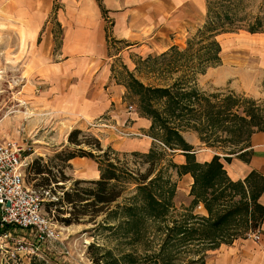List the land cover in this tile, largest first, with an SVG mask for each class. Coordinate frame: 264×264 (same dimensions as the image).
Wrapping results in <instances>:
<instances>
[{
    "label": "rangeland",
    "instance_id": "1",
    "mask_svg": "<svg viewBox=\"0 0 264 264\" xmlns=\"http://www.w3.org/2000/svg\"><path fill=\"white\" fill-rule=\"evenodd\" d=\"M79 3L80 0H0L2 133L7 139L16 140L28 148L26 156L30 166L27 170V183L41 195L44 212L55 224L61 240L49 245L50 250L44 252L41 257L24 256L21 260H11L5 252L0 251V264H110L113 260H120V264H129L123 260L124 256L129 254L138 259V264H155L157 259L164 262L166 260L167 264H191L200 256H205L206 264H258L256 256L259 248L247 238L248 233L256 229L257 224L248 217L240 221L239 233L230 243L204 254L197 244H192L187 249L172 245L165 248L167 231L161 230L159 224L151 221L142 226L140 241L133 240L127 217L117 211L116 207L133 203L136 179L149 170L145 156L155 148L159 154L170 156L159 158L160 162L151 179L160 176L161 186L165 190L171 187V183L175 186L171 199L172 208L166 224L172 227L176 221L183 223L187 219L189 225L196 223V220L190 219V214L195 217H209L207 211L202 213L204 204L199 203L193 207L192 176L190 175L192 180L179 178L177 170L169 163L171 160L180 165L183 153L169 151L161 141L151 137L157 134L151 131L152 121L144 115L139 98L129 92L127 85L134 78L152 87H168L179 82L187 84L189 88H195L199 93V100L197 105L195 104L199 119L191 121L188 129L182 131V136L193 148L194 154L204 152L206 158L211 160L220 156L224 166H229L234 159L241 158L239 154L248 145L249 135L257 131L264 120V33L250 34L245 30L258 22L264 30V0H205V10L200 22L191 29L185 46L177 47L179 50H186L188 41L194 39L198 31L205 26L212 11L220 14L227 12L235 24L232 28L243 29L217 38L223 50L222 65L207 68L204 74L195 73L190 69L199 68L196 61L188 64L187 60L169 51L166 52V58H163V54L145 59L135 55L130 58L128 64L123 58L114 59L112 76L108 83V87L111 86L113 90L108 93L112 96L119 95L122 100L112 107L111 111H116V115L111 114L89 124L77 123L78 121L71 117L52 114L49 110L42 111V107L36 103L39 88L34 77V68H31L30 64L33 57L29 55L35 46L24 35L22 27L24 16L33 18L35 14H48L43 32L48 28L52 29L55 40L54 56L49 58V62L59 63L64 59L60 52L65 29L58 18L64 16L65 6H75ZM50 8L51 11L48 12ZM42 39H38V48L44 44ZM122 48L120 43L114 45L113 53L121 51ZM214 107L218 109L215 110ZM211 110L220 112L218 117L213 114L217 122L212 129L203 127L206 123V113L209 114ZM122 113L133 114L139 121H143L142 124L148 120L150 127L147 132L131 130L129 127L137 122L132 119L123 122L125 125L120 124L121 120L115 116ZM239 116L242 119H238ZM186 124L188 123L183 121L182 125ZM194 126L198 130H194ZM75 130L81 131L76 136V142L85 143L80 147L70 142V135ZM144 135L153 140L150 141ZM139 141L151 142L152 145L148 151H140L133 145L140 143ZM80 149L93 151L95 159L86 158L83 161L85 163L81 165L65 167L57 158V155L64 151L80 155ZM104 152L110 153L118 168L128 173L127 180L118 184L119 189L123 190L122 197L113 204L111 213L102 214L95 221H90V216H83L79 223L66 226L61 220L69 218L72 211L66 204L59 205V199L65 192L73 190L78 180L100 179L99 169ZM227 157L231 159L230 162L225 160ZM39 159L53 168V176L50 175L52 186L38 187L37 184L41 181L35 180L32 172L29 173L30 167ZM95 172L99 173L98 177ZM240 200V195L234 199L226 196L221 200V205L231 208L234 202ZM200 206L202 210H199ZM244 212L245 208L242 206L240 217H243ZM161 252L163 255L158 256Z\"/></svg>",
    "mask_w": 264,
    "mask_h": 264
},
{
    "label": "trees",
    "instance_id": "2",
    "mask_svg": "<svg viewBox=\"0 0 264 264\" xmlns=\"http://www.w3.org/2000/svg\"><path fill=\"white\" fill-rule=\"evenodd\" d=\"M233 25L235 24L227 12L220 14L212 11L205 26L198 31L194 39L188 41L186 50L182 51L174 47L169 52L184 58L188 64L191 61H196V66L199 68L190 69L195 73L204 74L207 68L222 65L223 50L217 38L220 35L243 29L232 28ZM245 30L250 34L264 33L259 22ZM196 46L197 48H195ZM167 54H163V58H166ZM127 87L130 93L139 98L141 110L152 121L151 131L157 132V134L151 137L161 141L167 150L181 151L186 157L184 165H177L171 160L169 163L177 170L179 178L186 175L192 176L194 179L191 190V195L194 197L193 207L202 203L209 214V217L188 215L191 217L190 219L196 220V223L190 225L188 219L184 220L183 223L176 221L172 227L166 224L172 208L171 199L174 196L175 186H172L171 183V187L165 190L161 186L162 179L160 176L154 179L151 177L160 162L159 158L164 159L170 155L159 154L155 148H152L145 156V160L149 164L148 172L136 179L137 187L136 195L132 200L133 203L116 207L117 211L127 217L133 240L140 241L142 226L151 221L159 224L161 230L167 231L164 241L165 248L172 245L187 249L188 246L197 244L200 251H204L205 254L207 251L216 250L221 245L230 243L238 235V224L245 217L255 222L257 224L255 228H257L264 216V209L258 205L264 183L262 184L256 179L253 191L248 183L232 181L220 156H215L210 162H198L193 148L187 144L182 136V131L188 129L189 123L194 119H199L196 108L199 100L197 99L199 97L197 90L179 82L168 87L146 86L134 78ZM214 108L215 110L218 109ZM213 114L218 117L220 112L216 111L215 113L211 110L209 114L206 113V123L203 127L214 128L217 120ZM183 121L188 124L182 125ZM200 122H202L201 119ZM194 130H198V128L194 126ZM258 131H264V120L262 126L249 135L247 143H249L251 136ZM80 133V130H75L70 135V142L77 147L85 144L76 142V136ZM78 152L80 155L64 151L59 153L57 158L65 167H72L69 163L75 158L95 159L96 157L93 151L87 152L80 149ZM225 160L230 162L231 159L227 157ZM99 171L101 173L99 180H78L75 182L74 189L65 192L63 197L59 199V205L66 204L70 206L72 211L69 218H62L61 220L66 226L79 223L83 216H90V221H95L98 216L111 213L113 204L122 197L123 190L119 189L118 184L127 180L128 173L118 168V165L110 157V153H103ZM31 172L35 180L41 181L37 184L38 187L52 186L50 175L53 176V168L48 164H43L42 159L35 161L30 167L29 173L31 174ZM83 185L86 187H82ZM237 195L241 196V200L234 202L231 208L221 205V200L224 197L231 196L234 199ZM242 206H244L245 212L243 217H240ZM162 250H164V245ZM161 255L163 252L158 256ZM204 257L200 256L197 261L191 264H206ZM123 260L129 264H138L139 262L135 256L130 254L124 256ZM110 264H120V260H113ZM155 264L167 263L166 260L164 262L157 259Z\"/></svg>",
    "mask_w": 264,
    "mask_h": 264
},
{
    "label": "crops",
    "instance_id": "3",
    "mask_svg": "<svg viewBox=\"0 0 264 264\" xmlns=\"http://www.w3.org/2000/svg\"><path fill=\"white\" fill-rule=\"evenodd\" d=\"M64 10V16L58 18L65 29L60 52L64 59L55 64L49 62L54 56L52 29L43 32L48 14L23 18L24 35L35 46L29 55L33 57L30 64L39 88L36 103L42 111L49 110L52 114L71 117L77 123L89 124L116 115L112 107L122 100L121 96L108 93L113 90L108 87L113 60L120 57L128 64L135 55L145 59L174 47L183 48L191 29L203 16L205 0H80L79 5L71 4ZM40 37L44 44L38 48ZM119 43L123 48L113 53L114 45ZM115 117L121 120L120 124L129 119L137 121L129 127L136 132L146 133L150 127L148 120L142 124L133 114L122 113ZM133 145L140 151H148L152 144L141 141ZM239 156L240 159H234L225 169L232 181L248 183L254 191L256 179L264 183V131L255 132ZM196 158L201 163L211 160L204 152L196 153ZM84 160L86 158H75L70 163L81 165ZM180 163H186L185 156ZM95 173L98 177L99 173ZM184 178L192 180L190 175ZM258 205L264 209V188ZM259 226L261 242L253 243L259 248L258 264H264V216Z\"/></svg>",
    "mask_w": 264,
    "mask_h": 264
},
{
    "label": "built area",
    "instance_id": "4",
    "mask_svg": "<svg viewBox=\"0 0 264 264\" xmlns=\"http://www.w3.org/2000/svg\"><path fill=\"white\" fill-rule=\"evenodd\" d=\"M27 151L18 141L7 139L0 125V251L11 260L41 257L49 245L61 241L44 212L41 195L27 183ZM247 238L260 243L261 228L250 231Z\"/></svg>",
    "mask_w": 264,
    "mask_h": 264
}]
</instances>
